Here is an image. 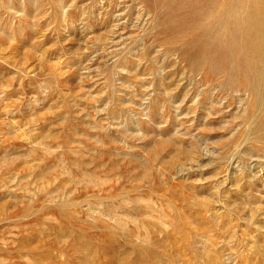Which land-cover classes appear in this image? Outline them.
Here are the masks:
<instances>
[{"label": "rangeland", "instance_id": "1", "mask_svg": "<svg viewBox=\"0 0 264 264\" xmlns=\"http://www.w3.org/2000/svg\"><path fill=\"white\" fill-rule=\"evenodd\" d=\"M0 264H264V0H0Z\"/></svg>", "mask_w": 264, "mask_h": 264}]
</instances>
